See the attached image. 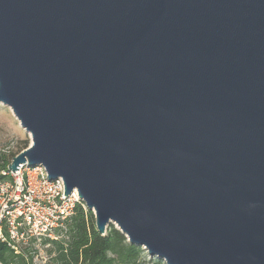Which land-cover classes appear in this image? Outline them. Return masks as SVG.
Listing matches in <instances>:
<instances>
[{"label":"water","instance_id":"95a60500","mask_svg":"<svg viewBox=\"0 0 264 264\" xmlns=\"http://www.w3.org/2000/svg\"><path fill=\"white\" fill-rule=\"evenodd\" d=\"M14 157L165 264H264V0H0ZM17 174V173H16Z\"/></svg>","mask_w":264,"mask_h":264},{"label":"built area","instance_id":"2783aa9c","mask_svg":"<svg viewBox=\"0 0 264 264\" xmlns=\"http://www.w3.org/2000/svg\"><path fill=\"white\" fill-rule=\"evenodd\" d=\"M46 177L40 164L24 163L14 172L0 166V243L15 253L40 254L65 236L77 205L85 208L76 190L64 195L62 178Z\"/></svg>","mask_w":264,"mask_h":264},{"label":"trees","instance_id":"16d2710c","mask_svg":"<svg viewBox=\"0 0 264 264\" xmlns=\"http://www.w3.org/2000/svg\"><path fill=\"white\" fill-rule=\"evenodd\" d=\"M27 147L25 143L24 148ZM15 154L0 152V166L6 167ZM50 264H143L142 248L126 241V237L110 224L104 235L95 228L93 213L78 204L62 239L53 240ZM9 248L0 243V262L9 264Z\"/></svg>","mask_w":264,"mask_h":264},{"label":"rangeland","instance_id":"374dc122","mask_svg":"<svg viewBox=\"0 0 264 264\" xmlns=\"http://www.w3.org/2000/svg\"><path fill=\"white\" fill-rule=\"evenodd\" d=\"M25 143L27 144L26 148H28L31 144L29 135L21 128L11 109L0 103V152L16 155L25 149H22ZM85 210L87 211L86 208ZM113 226L115 227L116 225L113 224ZM126 241L128 242L127 238ZM141 248V261L143 264H165L163 260L150 256L143 246ZM8 253L11 254L10 257H7L9 264H50L53 258V245L44 248L40 254H37L32 249H23L20 250V253L9 250Z\"/></svg>","mask_w":264,"mask_h":264}]
</instances>
